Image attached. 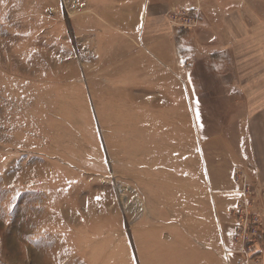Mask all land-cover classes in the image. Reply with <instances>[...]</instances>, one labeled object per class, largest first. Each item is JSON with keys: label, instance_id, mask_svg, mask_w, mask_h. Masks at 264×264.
<instances>
[{"label": "rangeland", "instance_id": "374dc122", "mask_svg": "<svg viewBox=\"0 0 264 264\" xmlns=\"http://www.w3.org/2000/svg\"><path fill=\"white\" fill-rule=\"evenodd\" d=\"M138 2L0 0V264H173L188 244L178 190L199 187L188 171L236 198L238 264L246 217L263 264L264 20L245 21L236 64L204 48L203 15L184 29L173 7L171 36L155 21L136 45L124 29Z\"/></svg>", "mask_w": 264, "mask_h": 264}, {"label": "crops", "instance_id": "0c3cea01", "mask_svg": "<svg viewBox=\"0 0 264 264\" xmlns=\"http://www.w3.org/2000/svg\"><path fill=\"white\" fill-rule=\"evenodd\" d=\"M139 1L138 7L132 6L129 10L128 15L131 18V25L125 24L124 31L130 32L134 36V43L142 46L146 45L148 31L153 36L159 35L158 32L163 31L155 21L162 23L166 35L171 36L173 31L165 22V14L169 12L171 7L191 8L194 6L193 0ZM134 4L133 2L132 5ZM200 14L203 15L204 21L202 24L199 23V27H201H198V33H211L203 44L204 48L209 49L210 53L219 51L217 49L220 47L234 49L235 54L229 53L231 61L237 64L238 58L242 57L243 59L245 57V55L239 54L244 51V42L237 39L241 38L242 31L247 27L245 21L249 22V17H252V21L257 24L258 28H261L262 22L260 23V21L264 20V0H205L201 6ZM233 16L236 19L237 31H234L236 35L229 33L231 29L228 25L226 26L225 22L229 18L233 21ZM252 30H255V28H252ZM233 36H236V38ZM172 54H177L176 47ZM188 172V175L198 180L199 187L197 191L195 184L186 182V186L178 190L188 194V198L184 199L186 195L181 193L182 198L179 201L182 204L189 199L188 226L186 232L184 231L187 234L185 238L188 244L182 250L174 253L176 261L173 264H238L239 257L235 254V246L231 235L228 234L227 226L234 225V221L228 213V207L233 205L232 203L236 198L228 204L225 199L211 196L210 192L214 187L210 184L209 174L202 172L197 178L195 173ZM173 174L183 177L185 171L181 167H177L173 169Z\"/></svg>", "mask_w": 264, "mask_h": 264}, {"label": "built area", "instance_id": "2783aa9c", "mask_svg": "<svg viewBox=\"0 0 264 264\" xmlns=\"http://www.w3.org/2000/svg\"><path fill=\"white\" fill-rule=\"evenodd\" d=\"M202 0H195L194 2V6L189 8V7H173L172 10V15H173V24L174 25H178L184 29H194L198 26L199 23V14L201 11V3ZM242 194V201L241 203H239L238 205V213L239 215H242V211L249 206V198H248V192L246 190V186H244L243 191L241 192ZM247 217L244 220V225H243V231H242V235L240 237V249L237 251V254H239L240 256V262L239 264H250V252L252 250H250L252 247L247 246L246 241H249V234L248 231L246 229V225H247ZM239 224H240V220H239ZM257 234V232H256ZM255 234V236H256ZM255 251V250H254ZM256 254L255 252H253V255Z\"/></svg>", "mask_w": 264, "mask_h": 264}, {"label": "trees", "instance_id": "16d2710c", "mask_svg": "<svg viewBox=\"0 0 264 264\" xmlns=\"http://www.w3.org/2000/svg\"><path fill=\"white\" fill-rule=\"evenodd\" d=\"M178 40V42H177V44L179 43V39H177ZM178 53H179V51H178Z\"/></svg>", "mask_w": 264, "mask_h": 264}]
</instances>
